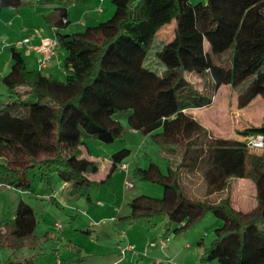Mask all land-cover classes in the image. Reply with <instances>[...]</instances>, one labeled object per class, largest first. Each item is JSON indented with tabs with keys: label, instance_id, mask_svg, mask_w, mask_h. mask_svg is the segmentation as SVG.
<instances>
[{
	"label": "trees",
	"instance_id": "1",
	"mask_svg": "<svg viewBox=\"0 0 264 264\" xmlns=\"http://www.w3.org/2000/svg\"><path fill=\"white\" fill-rule=\"evenodd\" d=\"M85 1L0 0V13L33 2L57 4L43 21L64 53L65 73L59 80L29 68L10 47L9 68L0 76L6 91L0 188L29 191L36 171L50 191L67 183L71 196L89 200L101 183L90 177L94 162L79 158L83 139L121 140L124 126L116 115L124 113L127 127L149 138L169 163L164 171L152 160L130 167L134 177L160 185L162 194L134 196L122 218L161 216L165 234H180L210 213L222 223L208 246L199 243L197 264H264V117L238 129L234 139L214 136L186 112L209 107L222 85L237 89L239 109L256 97L264 102V0H110L108 19L65 31L68 8ZM157 41L153 55L162 72L144 65ZM255 135L263 138L261 149L248 146ZM129 156L120 146L110 158L120 164ZM192 175L202 181L197 193ZM234 179L253 183L250 210L235 209L227 194L214 199ZM36 225L34 210L19 199L12 216L0 217V250L34 248ZM5 262L35 264V258Z\"/></svg>",
	"mask_w": 264,
	"mask_h": 264
},
{
	"label": "rangeland",
	"instance_id": "2",
	"mask_svg": "<svg viewBox=\"0 0 264 264\" xmlns=\"http://www.w3.org/2000/svg\"><path fill=\"white\" fill-rule=\"evenodd\" d=\"M106 3L110 6L107 9L104 4V13L99 21H104L112 15L113 11L108 12L111 7L113 8L110 0H106ZM53 6L56 7L57 4ZM76 11H71L73 24L69 31L82 30L86 24L92 23L84 18L82 25L79 22L75 25L74 21L81 19V17H73ZM89 16L91 19H96L97 14L93 12ZM9 17L10 14L5 15L2 12L0 33L6 30L3 28V22H6ZM31 26L40 30L44 22L33 21ZM158 43L157 41L147 50L144 65L156 72H162L163 65L153 55L154 50L159 47ZM10 47L9 44L4 50L8 57ZM55 78L62 80L64 75L57 74ZM5 94L4 87L0 85V107L6 101ZM194 110H198L197 114L203 118L204 122L207 121L208 125L205 127L209 128L208 130L214 136L239 139L236 134L238 129L258 124L263 119L264 102L260 97L254 98L246 107L239 109L237 108V89L222 85L209 107ZM116 117L121 119L124 126L122 138L105 146L112 145L111 150H114L112 147L119 148L121 145L129 148L130 156L125 160L131 164V167L145 166L148 160H152L164 171L169 158H165L160 148L149 138L127 131L129 127L125 121L126 114H117ZM100 143L84 138L81 149H87L93 158L101 159L102 167L105 165V159H109L106 156L110 149L107 151L106 148H102L104 144ZM176 158L177 156L171 157L172 160ZM93 164L97 165L95 161ZM32 174L33 184L28 192H20L5 186L0 188V217L9 218L18 200H24L36 214L35 231L39 239L34 248L0 250V264H7L6 259L15 261L30 256H34L35 264H55L56 261L60 264H110L112 261L115 262L114 264H153L152 260H155L154 264H168L164 260L169 261L170 264H197L202 249L199 243L202 242V246H208L214 238V229L222 223L216 216L208 213L201 221L180 234L172 232L165 234L164 224L167 220L161 216L134 221L122 218L129 212L127 203L133 196L146 194L160 197L162 187L140 180L132 173L126 175L121 170L114 171L105 183L93 187L89 200L73 197L69 192L60 191L66 200L59 203L48 200L45 192H50V189L39 182L36 171ZM194 175H192V184L196 187L195 193H197L200 191L199 186L202 181L200 176L196 175L193 178ZM124 178L134 187L123 190ZM226 194L231 197L233 207L237 210L247 211L255 205V188L247 179L232 180L226 193L215 195L214 199L224 197ZM71 245L81 247V252L77 254L78 252L71 248ZM128 245H131L133 249H127Z\"/></svg>",
	"mask_w": 264,
	"mask_h": 264
},
{
	"label": "crops",
	"instance_id": "3",
	"mask_svg": "<svg viewBox=\"0 0 264 264\" xmlns=\"http://www.w3.org/2000/svg\"><path fill=\"white\" fill-rule=\"evenodd\" d=\"M91 1H93V2L90 3ZM191 1L197 2V1H204V0H191ZM104 4H106L105 6L108 9V6H110V4L108 5L106 3V0H87L81 4H75L73 6H70L68 8V17H67V20H69V25L67 26L65 31L69 30V28L71 27V24H73L72 20H71V16H72L71 11L75 12L77 10L76 11L77 13H75L76 15L74 14L75 16H73V17H78V18L81 17L80 21H77V20L74 21L75 25L77 22H79V24L82 25L81 23H82V20H84V18H87L88 21H92V23H89V24H94L100 20V16H102V14L104 13V8H103ZM53 5L54 4H52V3L40 4V3L34 2L33 4L31 3V4L27 5L26 7H23V8L18 9V10L11 9V8H4L1 11L0 16L3 12L5 15L10 14V17L8 18V20L6 22H3V24H4L3 28H6V30L2 31L0 33V76L5 74L9 68L10 55L8 57V55L4 51L9 44L11 45V47H15L16 49H18L22 53V55L25 59L26 65L29 68L39 69L44 74L52 76V77H55V75H57V74H59V75L65 74L63 66H62V61H63V57H64V53L62 52V50L59 51L60 49L56 48L53 57L46 63L45 67L42 68L38 62V58H39L38 54L32 48L29 47V46H36V45L40 44V42L43 38L53 37L54 33H53L52 29L49 28L45 23H44V26H41L40 30L37 27L33 28L31 26L33 21H38L41 23L44 22L43 16H45L46 14H48L50 11L53 10V7H54ZM80 8H81V11H80ZM110 11H113L112 7L109 9L108 12H110ZM93 12H95L97 14L96 19H91V17L89 16V15H92ZM41 25H43V24H41ZM45 25H46V27H45ZM86 25H88V24H86ZM27 31H28V34H27ZM26 38L29 40L28 41L29 45L23 43V40ZM256 98H258V97H256ZM194 109H201V108H194ZM194 109H187L186 112L191 114L203 126L208 125L206 123L207 121L204 122L203 118L199 117V115L197 114L198 110H194ZM127 131H129L131 134L135 133L130 128L127 129ZM95 143L98 144L97 142H95ZM110 146H112V145H109L108 147L105 145H102V148H104V149L106 148V150L108 151V149H110ZM121 147H122V145H121ZM119 148L112 147V149H114V150H111V149L109 150V152H108L109 154L107 153L108 155L106 156L109 159L108 160H106L107 158L105 159V161H104L105 165L102 167H101V165H102L103 161L101 159H98V158L97 159L93 158L92 157L93 155L89 154L87 149H82V153H81L79 158L84 160V161H87V162L88 161H90V162L95 161V163H97V165H95V164L90 165L91 166L90 177L96 179L99 183L102 184V183H105L112 176L114 171H119V172H120V170L124 171V170H122L121 165L126 164L127 165V172L126 171H124V172L126 173V175L130 174L129 170H130L131 164L127 163L126 160H124L120 164L119 163L116 164V163H113L111 161L110 155ZM99 162H100V164H99ZM125 180H127V179L124 178L123 183H122V186H123L122 189L123 190H125V189L129 190L130 188L134 187L133 184H132V187H125L124 186ZM52 191L54 192L52 194L50 193L51 191L45 192V193H47L46 196L48 197V200H51V201L53 200L52 202H54V203H57V202L59 203V202H63V201L65 202L66 199L63 197V193L69 192V186L67 183H59L53 187ZM60 191H63V193L61 194ZM41 197L44 198L45 196H41ZM88 254H91V253H88ZM158 261H160V260H158ZM58 262L59 261H56L55 264H58ZM152 262L154 264L155 260H152ZM164 262L170 264L169 261L164 260ZM114 263L115 262L112 261L110 264H114ZM59 264H60V262H59Z\"/></svg>",
	"mask_w": 264,
	"mask_h": 264
},
{
	"label": "built area",
	"instance_id": "4",
	"mask_svg": "<svg viewBox=\"0 0 264 264\" xmlns=\"http://www.w3.org/2000/svg\"><path fill=\"white\" fill-rule=\"evenodd\" d=\"M28 39H24L23 43L28 44ZM57 40L54 37L43 38L40 44L36 46H29L38 54V62L42 68L45 67L46 63L53 57L55 50L57 48ZM248 146L261 149L263 147V138L261 135H255L253 137L248 138ZM122 170L127 172V165H121ZM125 187H132V183L128 182V180L124 181ZM127 249H133L131 245L127 246ZM59 264V262H58Z\"/></svg>",
	"mask_w": 264,
	"mask_h": 264
}]
</instances>
